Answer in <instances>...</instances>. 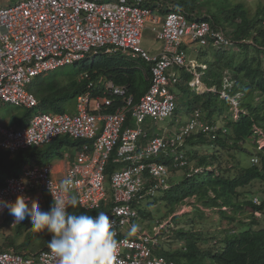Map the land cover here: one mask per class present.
Listing matches in <instances>:
<instances>
[{"label": "built area", "instance_id": "1", "mask_svg": "<svg viewBox=\"0 0 264 264\" xmlns=\"http://www.w3.org/2000/svg\"><path fill=\"white\" fill-rule=\"evenodd\" d=\"M145 1L17 0L0 7V106L36 107L37 100L27 89L36 77L91 61L98 54L120 52L149 66V87L137 99L127 86L100 80V85L90 82L87 91L76 97L75 113L37 114L19 129L0 126V151L9 153L45 146L63 136L83 142L62 178L73 179L72 192L78 196L82 210L99 209L106 203L105 166L116 150L113 163L122 168L111 175L114 205L106 213L114 222L119 242L115 264H175L154 254L164 225L168 228L169 223L156 222L152 233L143 229L132 236H127L124 228L140 220L137 205L168 191L172 171L187 165L181 149L186 137L205 133L213 139L212 133L221 128L196 109L185 125L151 135L152 127L170 118L176 108L171 92L179 82L176 70L184 69L200 82L204 73L197 67L206 69L187 59L184 48L219 49L234 42L222 29L174 11L175 0H153L155 8L145 6ZM162 8L168 12L160 18L155 13ZM146 23L155 25L151 32L163 43L154 55L141 46ZM80 78L89 79L88 73ZM228 84L225 80L219 94L229 102L232 119H237L243 112L238 104L240 94L229 96L225 91ZM211 91H216L215 87ZM110 108L115 110L107 112ZM129 118L135 128L123 130ZM261 138L257 149H264V135ZM257 161L256 157L251 159L252 164ZM62 180L53 177L50 165L25 166L0 186V198L11 202L24 195L39 203L42 192L54 202L65 198L60 191ZM6 213L7 209L0 215ZM16 224L12 218L10 225ZM0 264H58V260L46 246L25 256L13 249L0 251Z\"/></svg>", "mask_w": 264, "mask_h": 264}, {"label": "trees", "instance_id": "2", "mask_svg": "<svg viewBox=\"0 0 264 264\" xmlns=\"http://www.w3.org/2000/svg\"><path fill=\"white\" fill-rule=\"evenodd\" d=\"M176 3L179 12L189 15L195 13L196 0H177ZM144 5L155 8L153 0L145 1ZM166 12L167 10H161L162 14ZM201 18L213 29H222L226 37L233 39V45L219 49L211 46L207 48L212 52L209 56L212 60H203L206 70L202 80L208 89L215 87L216 91L197 94L191 91L187 84H178L175 89L182 93L181 106L188 108L187 113L200 109L206 119L214 125L220 119L221 128L212 133L213 139L204 133H198L187 137L185 145L188 155L191 154L189 149L196 148V153L201 154L202 147L210 146L213 152L203 154L198 163H194V167H215V170L191 174V168H182L183 180L171 185L168 191L153 201H164L167 206H175L180 205L186 198H195L205 209H218L220 218L226 219L234 230L226 229L216 239L215 236L210 237L209 233L193 232L196 227H204L205 220L201 215L197 220H185L183 225L188 228H179L181 219L173 217L171 232L175 242L180 243L179 248L165 250L162 247L154 254L163 256L175 264H264V225L260 219L264 217V198L259 196L258 200L254 195L262 192L252 189L257 182L264 186V155L262 149H257V141L264 135V7L251 19L245 16L241 6L225 12V19L237 23L232 33H227L218 25L219 15H213L210 10L208 17L205 15ZM70 67L72 69L68 67L36 77L28 86V91L37 100L36 107L26 109L2 104L0 111L7 112L5 119L8 127L19 129L37 114L68 113L74 106L76 97L87 91L90 82L100 85V80H112L116 85L127 86L136 99L149 87L148 70L144 75L139 70V67L147 66L142 61L133 60L120 52L112 55L98 54L91 61H83ZM84 72L88 73L89 79L80 78ZM182 77L186 82L192 78L187 73H183ZM224 78L232 83L227 94L231 97L240 94L238 104L243 112L237 119H232L229 102L219 94L224 87ZM179 109L175 115L179 113ZM114 110L110 108L107 112ZM130 125L133 126L128 122V126ZM255 128L262 134L257 133ZM82 143L63 136L48 145L35 146L16 153L0 151V186L8 177L18 175L25 166L45 165L55 159H61L63 147L78 150ZM220 153L225 154L224 157H221ZM240 154H247L249 159L256 157L258 161L252 164L249 160L250 164L242 166L238 157ZM228 163L232 166L229 167ZM119 167L113 163L112 155L106 165L107 181ZM107 192L108 196L111 195L109 188ZM51 204L46 196L47 209ZM112 205L113 199L109 196L107 203L98 210L78 209L76 212H88L95 216L100 211L106 213ZM224 208L230 209L234 214H246L248 222L234 225V218L229 216ZM142 209L144 208L137 206L139 216L145 218L148 214ZM195 210L199 213V209ZM255 214L262 216L256 218ZM11 217L5 214L0 222V231L5 228L13 230L12 237L2 240L0 251L12 248L25 256L47 246L51 234L46 230H31L32 226L27 219L12 228L9 226ZM22 235H25L24 241L17 244L16 238Z\"/></svg>", "mask_w": 264, "mask_h": 264}, {"label": "clouds", "instance_id": "3", "mask_svg": "<svg viewBox=\"0 0 264 264\" xmlns=\"http://www.w3.org/2000/svg\"><path fill=\"white\" fill-rule=\"evenodd\" d=\"M176 2H177V0L174 1V3H175V8H173L174 11H176L178 13H183L190 20H192L193 18L203 20L201 18L203 16L198 17L194 13L189 15L185 12H179ZM162 9L167 10L165 8H162ZM162 9H159L158 11H156L155 15L160 17V18L165 16L167 14L168 10L165 14H162L161 13ZM203 21H205V20H203ZM152 26H155V25H152L150 23L151 29H152ZM154 39H155V37H154ZM156 41H160V40H156ZM161 44L163 46L162 41H161ZM162 46H161V48H162ZM207 48H199L197 46L191 45L190 48L185 47L184 49L186 51L187 59L195 61L194 59L189 58L188 51H190L192 53H197L198 50H201V49L206 50ZM151 55H154V54H151ZM137 60L141 61V59H137ZM195 63L199 64L196 61H195ZM199 65H205L206 66L205 63L199 64ZM146 66H147V68L146 67H139V70L143 75L146 74L147 70H149V66L148 65H146ZM140 68H142V69H140ZM205 70L206 69L202 70L200 67H197L198 72L204 73ZM176 72L179 75V82L171 88V92L175 95V98H176L175 99L176 108H175V110H174V112L170 118H167L164 121L159 122V123H164L168 119H170L169 121H172V118L175 116L176 110L179 108V100L177 98L178 95L175 92L176 91V89H175L176 85L183 84V83L187 84L191 87L190 90L194 91L197 94L206 93L208 91H211V89L213 88L212 87V88L208 89L206 87V85L203 83L202 77L200 79V82H195L194 81V75L185 71L184 69L176 70ZM183 73H187V74L192 76V78L189 82H186L184 79H182ZM149 75H150V72H149ZM75 101H76V99H75ZM74 105H75V103H74ZM184 109H185V111L188 110V108H184ZM193 111L188 112V113L187 112L184 113L187 115V121H188V119H189V117ZM70 114H72V113H70ZM202 115H203L204 119H206L205 114L203 112H202ZM230 115H231V111H230ZM179 118L180 117H178V119ZM206 120L209 121L208 119H206ZM177 121H178V123L176 126L185 125L187 123V121L185 123H183V120H177ZM128 122H131L133 124V126L132 125L128 126ZM159 123H157V124H159ZM157 124H155L152 127V130H151L152 133L150 132L151 135L153 134V132L154 133L155 132L160 133V132H163V130H165V129L171 130V127H172L170 125L169 127H162L161 129L157 130V128H156ZM216 125H220V119ZM126 128H135L134 122L130 118L123 125V130ZM196 134H198V133H192L190 135H196ZM207 136H209V135H207ZM71 140H73V139H71ZM73 141H76V140H73ZM185 145H186V139L184 140L181 149L185 154L187 165H185L181 168H178V169H174L172 171V174L174 172H183L184 169H182V168H185V167L191 168V171H192L191 174L192 173H194V174L199 173V172H202L205 170L213 171L212 167L204 168V166L203 167L202 166H200V167L191 166L190 162L188 161V156L186 155L187 150H186ZM262 150L264 151V149H262ZM112 155H113V159H114L116 156V150H114L112 152L111 157H112ZM168 162L169 161H166V163H168ZM107 163H106V165H107ZM114 164H117V163H114ZM45 165H49V164L47 163ZM117 165L120 166L119 169L122 168V165H120V164H117ZM40 166H42V165H40ZM196 170H198V171H196ZM105 171H106V166H105ZM115 171H117V170H115ZM172 174H171V176H172ZM110 180H111V176L109 178V181H107L106 174H105V189L107 192V188H109V190L111 192V195H109V196L113 199ZM73 184H74V181L72 178H65L61 181L60 191H62L65 194V198L56 199L54 202H52L51 206L49 207V209L47 211L41 210V207H40L38 201L33 200V199L26 197L24 195H18L16 197V199L14 201H11V202L0 198V212H3L5 209H7L8 213H6V214H9L12 216L10 221H9L10 227H12L10 225V223L12 221V218H14V223H17V224L15 226H13L12 228H15L19 223H21L27 219L30 222V225L32 226L31 230H34V231L46 230L49 234H51V239L48 241L47 247L50 250V253L53 255V257L58 260V264H115V262L117 261L118 253H119V242L116 239L117 233L114 229V222L111 220L110 216L108 214H106L108 211L106 213L103 211H100V212L96 213L95 216L88 214V212L77 213L74 211H70L69 210L70 208H76L79 204L78 196L73 194V192H72ZM170 185H172L171 184V177H170ZM164 193H160L159 195L154 197L152 200L163 195ZM40 194L43 195L45 193L41 192ZM46 196H48V195L45 194V197ZM109 196H108V192H107V201H108ZM152 200H150V201H152ZM107 201H106V203H107ZM254 201L257 203L256 199H254ZM144 202L145 201L140 202L137 206L142 207L141 203L143 204ZM106 203H103V204H106ZM113 205H114V201H113ZM95 210H98V209H95ZM108 210H109V208H108ZM2 216H5V214L0 215V217H2ZM140 224H141V222H140ZM141 226L143 227L142 224H141ZM138 230H139V226L136 224H132L130 226L128 232L126 233V235L132 236ZM142 230L143 229H141L139 231H142ZM159 248H160V246H159ZM10 249H12V248H10ZM3 251H5V250H3Z\"/></svg>", "mask_w": 264, "mask_h": 264}, {"label": "rangeland", "instance_id": "4", "mask_svg": "<svg viewBox=\"0 0 264 264\" xmlns=\"http://www.w3.org/2000/svg\"><path fill=\"white\" fill-rule=\"evenodd\" d=\"M5 2H15V0H4ZM8 4V3H7ZM5 4V5H7ZM9 5V4H8ZM196 9H195V15L198 17L201 16H205L208 17L209 16V10L212 12L213 15H219V24L220 27H223V29L227 32V33H232L235 31L236 29V21L233 22L231 21V19H225V12L230 11L238 6H241L242 11L245 12V16L248 19H251L255 16V13H257V11L261 10L264 7V0H196ZM0 6H4V4L2 5L0 2ZM142 48L144 50H146L149 54H153L155 51H157V49L159 47L162 46L161 41H156L154 39V34L151 32V27L148 23L145 24V29L143 32V39H142V44H141ZM153 52H152V50ZM205 51H206V55H205ZM212 55L211 50H198L197 53H192L190 51H188V56L191 59H194L197 63L199 64H203V60H210L211 58L209 56ZM212 60V59H211ZM72 66V65H71ZM71 68L70 66H65L62 67L60 69H64V68ZM57 69V70H60ZM55 70V71H57ZM54 72V71H52ZM50 72V73H52ZM48 73V74H50ZM183 79V78H182ZM227 80V79H226ZM184 81V80H183ZM223 83H225V79H223ZM183 86H185V84L183 83ZM226 90L227 91L230 88V82L228 84V86H226ZM223 90V89H222ZM178 95V100H179V113H177L173 118L172 121H169L170 119L166 120L164 123H159L156 125L157 130L161 129L162 127H169L170 125L171 130H175L176 129V125L178 123L177 120H183V123H185L187 121V115L184 114L186 111L184 108L187 107H183L181 106L182 101V93L180 92V90H176L175 91ZM223 92V91H222ZM181 106V107H180ZM14 108V107H12ZM69 113H73V112H69ZM7 115L6 111L1 110L0 111V126L5 127V128H10L8 127V122L5 119ZM178 117H180L178 119ZM263 138H261L260 140H258L259 142L262 141ZM264 145V143H263ZM252 148V147H250ZM202 149V153L198 154L196 153V148L193 149H189L188 151L191 152V154L188 155V153H186V155L188 156V160L190 162L191 166H195L194 163H198V161L200 160V158L203 156V154L208 155V152H213L212 148L210 146H204L201 148ZM193 150H195V152H193ZM201 151V150H200ZM221 155V157H224L225 154H219ZM239 159H240V164L242 166L248 165L250 164L251 159H249V157L247 156V154H240L238 155ZM54 161V160H53ZM31 166H35V165H30ZM228 166L231 167L232 164L228 163ZM213 169H215V167H212ZM211 168V169H212ZM184 175L183 172H174L171 176V184H177L178 182H180L181 180H183ZM253 190H257L259 192H262V194H258V195H254L256 198H258L259 200V196L261 198H264V186H262L259 182L255 183V185L252 188ZM254 197V198H255ZM145 202L142 205V210L145 211V214H148L147 216H145V218H141L140 217V222L143 225V227L141 226L139 221H134L133 224H136L139 226V230L144 229L146 230L148 233H152L150 231V228L152 226H155L156 222L158 223H169V228H166L167 226L164 225V229L160 235V239L161 241H159V245L160 248H164L165 250L168 249H176L179 248L180 243L179 242H175L174 239V234H172L171 232V228H173V226L171 225V220L173 217H177L180 218L181 223L179 225V228H188L187 226H184L183 223L185 222V220L188 219V221L191 220H197L199 218V216L201 215L203 217L204 221V227H196L194 228L193 232H203L204 234L209 233L210 237L215 236L216 239L219 238L220 235L223 234V231L226 229H229V231L234 230V228H232L231 224H229V222L226 219H221L218 213V209H205L203 208L200 204H198L196 202L195 198H186L185 200L182 201V203L180 205H175V206H167L166 202L164 201H160V202H154L153 200H144ZM173 208V209H171ZM199 209V213L195 210V209ZM225 212L231 216L232 218H234V225L239 226L240 222L243 221H247V217L246 214H239V213H233L232 211H230V209H225ZM248 214V213H247ZM187 216V217H186ZM256 218H260L262 215H256ZM183 218H185L183 220ZM261 220H263V225H264V217L260 218ZM202 220V222H203ZM130 227H125L124 231L125 233L128 232ZM167 230V231H166ZM13 231V230H12ZM11 230L5 228L2 229V231H0V245L2 240L5 237H12L13 232ZM24 237L25 235H22L18 238H16V243L20 244L24 241ZM6 250V249H4Z\"/></svg>", "mask_w": 264, "mask_h": 264}, {"label": "crops", "instance_id": "5", "mask_svg": "<svg viewBox=\"0 0 264 264\" xmlns=\"http://www.w3.org/2000/svg\"><path fill=\"white\" fill-rule=\"evenodd\" d=\"M17 0H15L16 2ZM1 4L4 6H6L5 4H12V2H5L4 0H0ZM13 2V3H15ZM7 4V5H8ZM3 7V6H0ZM150 25V23H149ZM161 47H159L157 49V51H155L153 54H156L160 51ZM152 50V49H151ZM153 52V50H152ZM69 112H73L75 113V105L69 109ZM68 112V113H69ZM63 152V157L61 159H55L54 161L48 162V164L51 166V174L53 175L54 178H56L57 180H62L63 178V173L64 170L66 169V167L68 166L69 162L75 157L77 151L74 148H69V147H63L62 149ZM38 198L40 199L39 205L41 207V210L47 211V206H46V197L45 194L43 195H38ZM78 206L76 208H70V211H74L76 212L78 210ZM4 219V216L0 217V222L1 220Z\"/></svg>", "mask_w": 264, "mask_h": 264}]
</instances>
